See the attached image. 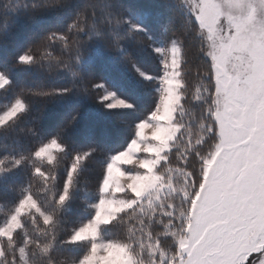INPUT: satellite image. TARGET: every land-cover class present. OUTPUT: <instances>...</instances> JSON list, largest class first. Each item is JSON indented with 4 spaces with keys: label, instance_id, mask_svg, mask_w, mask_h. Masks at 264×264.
I'll return each instance as SVG.
<instances>
[{
    "label": "snow or ice",
    "instance_id": "snow-or-ice-1",
    "mask_svg": "<svg viewBox=\"0 0 264 264\" xmlns=\"http://www.w3.org/2000/svg\"><path fill=\"white\" fill-rule=\"evenodd\" d=\"M0 264H264V0H0Z\"/></svg>",
    "mask_w": 264,
    "mask_h": 264
}]
</instances>
